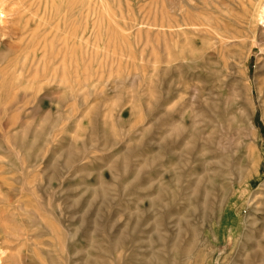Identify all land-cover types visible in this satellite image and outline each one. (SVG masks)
I'll list each match as a JSON object with an SVG mask.
<instances>
[{"label":"rangeland","instance_id":"374dc122","mask_svg":"<svg viewBox=\"0 0 264 264\" xmlns=\"http://www.w3.org/2000/svg\"><path fill=\"white\" fill-rule=\"evenodd\" d=\"M249 1L2 0L0 264H264Z\"/></svg>","mask_w":264,"mask_h":264},{"label":"bare ground","instance_id":"6f19581e","mask_svg":"<svg viewBox=\"0 0 264 264\" xmlns=\"http://www.w3.org/2000/svg\"><path fill=\"white\" fill-rule=\"evenodd\" d=\"M7 1H8V0H7ZM14 1H17V0H14ZM52 1H53V3L55 4V6H56L57 3H59V2H58L59 0H58V1H57V0H52ZM56 1H57V2H56ZM252 1H253V0H252ZM0 2H1L0 5H2V0H1ZM19 2H20V0H19ZM75 2H76V1H75ZM204 2H205V1H204ZM238 2H239V1H238ZM243 2H244V5H245V1H243ZM248 2H250V1L248 0ZM257 2H258V1H257ZM12 3H13V2H11V4H12ZM16 3H17V2H15V5H16ZM21 3H22V1H21ZM253 3H254V1H253ZM3 4H4V2H3ZM5 4H6V3H5ZM19 4H20V3H19ZM54 4H53V5H54ZM204 4H205V3H204ZM212 4H213V3H212ZM240 4H241V3H240ZM7 5L10 6L9 3H8ZM7 5H6V6H7ZM13 5H14V4H13ZM202 5H203V4H202ZM206 5H207V4H206ZM249 5H250V4H249ZM256 5H257V4H256ZM263 5H264V4H263ZM204 6H205V5H204ZM207 6H208V5H207ZM213 6H214V5H213ZM240 6H242V4H241ZM260 6H261V5H260ZM10 7H11V6H10ZM10 7H9V8H10ZM18 7H22V6L18 5ZM197 7H198V6H197ZM208 7H209V6H208ZM208 7H207V8H208ZM11 8H12V7H11ZM13 8H14V7H13ZM238 8H240V7H238ZM243 8H247V7H246V6H245V7L243 6ZM17 9H18V8H17ZM17 9H16V10H17ZM19 9H20V8H19ZM105 9H106V8H105ZM203 9H204V8H203ZM205 9H206V8H205ZM216 9H217V6H216ZM252 9H253V8H252ZM252 9H251V10H252ZM16 10H14V11H16ZM186 10H187V9H186ZM239 11H240V10H239ZM247 11H249V10H247ZM18 12H19V11H18ZM186 12H187V11H186ZM240 12H241V11H240ZM14 13H15V12H14ZM213 13H214V12H213ZM213 13H210V14H213ZM17 14H18V13H17ZM184 14H185V12H184ZM263 14H264V9H263ZM18 15H19V14H18ZM231 15H233V14H231ZM250 15H252V14H250ZM5 16H6V11H5L4 8H2V7L0 6V19H1V20H4V17H5ZM13 16H14V15H13ZM21 16H22V15H21ZM21 16H20V18H22ZM200 16H201V15H200ZM209 16H210V15H209ZM211 16H212V15H211ZM242 16H243V15H242ZM14 17H15V16H14ZM207 17H208V16H207ZM248 17H249V16H248ZM16 18H17V17H16ZM228 18H230V16H229ZM235 18H236V17H235ZM241 18H243V17H241ZM232 19L234 20V18H232ZM239 19H240V18H239ZM244 19H245V18H244ZM244 19H243V20H244ZM261 19H262V18H261ZM224 20H225V19H224ZM236 20L239 22L238 18L235 19V21H236ZM240 20H241V19H240ZM243 20H242V21H243ZM191 21H192V20H191ZM204 21H205V20H204ZM215 21H216V20H215ZM242 21H241V22H242ZM249 21H250V20H249ZM4 22H5V21H4ZM188 22H189V21H188ZM217 22H218V21H217ZM220 22H221V21H220ZM220 22H219V23H220ZM241 22H240V23H241ZM245 22H246V21H245ZM200 23H201V22H200ZM205 23H206V22H205ZM240 23H239V24H240ZM243 23H244V22H243ZM19 24H20V23H19ZM190 24H191V23H190ZM215 24H216V23H215ZM224 24H225V23H224ZM244 24H245V23H244ZM20 25H21V24H20ZM186 25H187V24H186ZM205 25H209V24H205ZM210 25H211V24H210ZM232 25H233V24H232ZM236 25H237V24H236ZM245 25H246V24H245ZM247 25H248V24H247ZM7 26H8V25H7ZM187 26H188V25H187ZM240 26H241V25H240ZM0 27H1V26H0ZM18 27H20V26H18ZM205 27H208V28H209V26H205ZM218 27H219V26H218ZM233 27H234V26H233ZM244 27H245V26H244ZM4 28H5V27H4ZM7 28H8V27H7ZM16 28H17V27H16ZM20 28H21V27H20ZM190 28H191V26H190ZM211 28H212V27H211ZM222 28H224V27H222ZM234 28H235V27H234ZM250 28H251V27H250ZM18 29H19V28H18ZM22 29H23V28H22ZM22 29H21V30H22ZM195 29H196V28H195ZM197 29H198V28H197ZM203 29H204V28H203ZM242 29H245V28H242ZM189 30H190V29H189ZM208 30H209V29H208ZM211 30H212V29H211ZM19 31H20V30H19ZM23 31H25V30H22V32H23ZM190 31H191V30H190ZM244 31H245V30H244ZM2 32H3V31H2ZM191 32H192V31H191ZM206 32H207V30H206ZM239 32H240V31H239ZM242 32H243V31H242ZM210 33H211V31H210ZM215 33H216V32H215ZM260 33H261V35H260V36H261V37H260L261 40H260V41H262V42L264 43V30L261 31ZM207 35H208V34H207ZM208 36H209V35H208ZM260 43H261V42H260ZM261 44H262V43H261ZM180 46H181V45H180ZM262 46H263V45H262ZM239 50H240V49H239ZM179 51H180V49H179ZM176 53H177V52H176ZM185 54H186V53H185ZM176 56H177V55H176ZM191 56H192V55H191ZM10 57H11V56H10ZM9 60H10V59H9ZM177 60H179V59H177ZM177 60H176V61H177ZM190 60H192V59H190ZM234 60H235V59H234ZM180 61H181V60H180ZM225 61H226V60H225ZM235 61H236V60H235ZM181 62H182V61H181ZM184 62H185V61H184ZM184 62H183V63H184ZM177 63H178V62H177ZM235 63H236V62H235ZM239 63H240V62H239ZM10 64H11V63H10ZM227 64H228V63H227ZM222 65H223V64H222ZM236 65H237V64H236ZM238 65H240V64H238ZM27 66H28V65H27ZM27 66H26V67H27ZM229 66H230V65H229ZM10 67H11V65H10ZM30 67H31V66H30ZM25 69H26V68H25ZM6 70H7V69H6ZM226 70H227V68H226ZM230 72H231V71H230ZM0 73H1V72H0ZM25 73H26V72H25ZM239 73H240V71H239ZM243 73H244V71H243ZM220 74H221V73H220ZM229 74H231V73H229ZM241 74H242V73H241ZM1 75H2V74H1ZM3 75H4V74H3ZM224 75H225V74H224ZM239 75H240V74H239ZM241 76H242V75H241ZM229 77H230V76H229ZM1 78H2V77H1ZM231 78H232V77H231ZM224 79H225V78H224ZM2 80H3V79H2ZM2 80H1V81H2ZM225 80H226V79H225ZM243 80H244V79H243ZM230 81H231V80H230ZM10 82H11V81H10ZM67 83H68V82H67ZM69 83H70V82H69ZM1 84H2V83H1ZM30 84H31V83H30ZM241 84H242V83H241ZM243 84H244V83H243ZM2 85H3V84H2ZM14 85H15V83H14ZM34 85H35V84H34ZM192 86H193V85H192ZM8 87H9V86H8ZM248 87H250V86H248ZM13 88H14V87H13ZM16 88H17V87H16ZM32 88H33V87H32ZM34 88H36V87H34ZM245 88H246V87H245ZM2 89H3V87H2ZM36 89H38V88H36ZM246 89H247V88H246ZM8 90H9V89H8ZM14 90H15V89H14ZM247 90H248V89H247ZM3 91H4V89H3ZM3 91H1V93H2ZM5 91H6V90H5ZM188 91H189V90H188ZM239 91H240V90H239ZM10 92H11V91H10ZM10 92H9V93H10ZM25 92H26V91H25ZM11 93H12V92H11ZM16 93H17V92H16ZM14 94H15V93H14ZM25 94H26V93H25ZM244 94H245V93H244ZM32 95H33V94H32ZM13 96H14V95H13ZM246 96H247V95H246ZM11 97H12V96H11ZM248 97H249V96H248ZM28 98H29V97H28ZM249 98H250V97H249ZM242 99H243V97H242ZM251 99H253V98H251ZM6 100H7V99H6ZM243 100H244V99H243ZM245 100H246V99H245ZM9 101H10V100H9ZM249 101H250V100H249ZM25 102H26V101H25ZM25 102H24V103H25ZM24 103H23V104H24ZM249 103H250V102H249ZM21 104H22V102H21ZM249 107H250V106H249ZM24 109H25V108H24ZM240 111H241V110H240ZM252 111H253V110H252ZM241 112H242V111H241ZM8 113H9V111H8ZM244 118H245V117H244ZM248 118H249V120H248V119H247V120L249 121V123L251 122L252 125H253V119H252V121H250L251 118H250V117H248ZM243 120H244V119H243ZM8 122H9V120H8ZM211 122H212V121H211ZM8 124H9V123H8ZM8 124H7V125H8ZM246 124H247V123H246ZM6 127H7V126H6ZM252 130H253V129H252ZM250 134H251V133H250ZM248 138H249V137H248ZM252 138H253V137H252ZM26 139H27V138H26ZM23 164H24V163H23ZM25 166H26V165H25ZM19 175H20V174H19ZM0 177H1V176H0ZM231 182H232V181H231ZM263 183H264V182H263ZM263 189H264V188H263ZM260 192H261V191H260ZM234 194H235V192H234ZM254 194H255V193H254ZM263 194H264V193H263ZM16 195H17V194H16ZM252 195H253V193H252ZM15 197H16V196H15ZM252 199H253V198H252ZM254 199H255V198H254ZM259 202H260V201H259ZM258 204H259V203H258ZM21 207H22V206H21ZM258 209H259V208H258ZM259 212H260V210H259ZM248 223H249V222H248ZM263 231H264V230H263ZM25 234H26V233H25ZM241 246H242V245H241ZM242 248H243V247H242ZM251 256H253V254H252ZM260 257H261V256H260ZM258 259H259V258H258ZM263 263H264V262H263Z\"/></svg>","mask_w":264,"mask_h":264}]
</instances>
